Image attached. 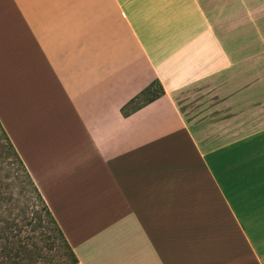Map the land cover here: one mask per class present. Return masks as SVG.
<instances>
[{"label": "crops", "instance_id": "obj_1", "mask_svg": "<svg viewBox=\"0 0 264 264\" xmlns=\"http://www.w3.org/2000/svg\"><path fill=\"white\" fill-rule=\"evenodd\" d=\"M259 33L264 0H0V123L73 264H264Z\"/></svg>", "mask_w": 264, "mask_h": 264}, {"label": "trees", "instance_id": "obj_2", "mask_svg": "<svg viewBox=\"0 0 264 264\" xmlns=\"http://www.w3.org/2000/svg\"><path fill=\"white\" fill-rule=\"evenodd\" d=\"M163 92L162 86H160L158 82H153L144 89L140 95L133 98L124 106L123 112L129 114L133 110L161 96ZM0 128L2 134L8 141L10 150L12 149L16 161L22 167L24 176L32 186V190L37 194V197L46 208L51 222L56 224L58 232L66 241L69 249L67 255L71 260L69 264L75 263L77 257L72 247L66 240L63 231L55 220L41 192L33 181L31 174L1 123ZM6 157L7 156L0 155V264H40L43 258L41 254L37 252L33 255L32 253L30 255L31 260L28 259L27 254L32 252L30 246L38 249V242H44L46 245L50 244V235L48 237L45 235V232L40 231L41 228L44 227L45 221L42 219L37 209H35L34 204L31 203V196L28 194L30 191L25 189L22 185L24 181L20 180V175L11 173ZM17 186L20 187L16 189ZM39 231L40 233L36 234ZM25 232L27 233L23 235ZM24 258H26V262L23 260Z\"/></svg>", "mask_w": 264, "mask_h": 264}, {"label": "rangeland", "instance_id": "obj_3", "mask_svg": "<svg viewBox=\"0 0 264 264\" xmlns=\"http://www.w3.org/2000/svg\"><path fill=\"white\" fill-rule=\"evenodd\" d=\"M263 37L264 35L259 33V38ZM0 155L2 156H7V162L8 167H10L11 173L14 174H19L20 175V180L24 181V184H22L25 189L30 191L28 194L31 196V203L34 204L35 209L39 212V214L42 216V219L45 221L44 222V227L41 228L40 231L45 232V235L49 237V243L46 245L44 242H38V249H35L33 246H30L31 251L29 254H27L28 259L31 260V254L33 255L35 253H39L43 256L42 260L40 261V264H69L71 262L68 254V247L67 243L60 235L56 228V224L51 222V218L44 207L43 203L41 200L37 197V194L32 190V186L28 182V179L24 176L22 172V167L20 164L16 161L14 154L12 152V149L10 150L9 144L7 139L4 137L2 134L1 128H0ZM19 180V181H20ZM20 186H17L16 189H18ZM37 232L36 234L40 233ZM27 232L23 233L26 234ZM34 259V258H33ZM25 262L27 261L26 258L23 259Z\"/></svg>", "mask_w": 264, "mask_h": 264}]
</instances>
